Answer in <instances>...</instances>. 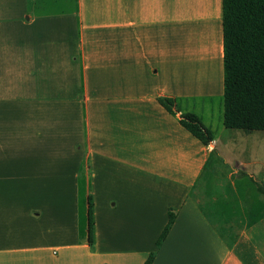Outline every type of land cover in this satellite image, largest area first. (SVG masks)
Here are the masks:
<instances>
[{"label": "crops", "instance_id": "crops-1", "mask_svg": "<svg viewBox=\"0 0 264 264\" xmlns=\"http://www.w3.org/2000/svg\"><path fill=\"white\" fill-rule=\"evenodd\" d=\"M38 4L0 0V264H143L151 253L152 264L249 253L264 264L246 234L254 179L264 201V132L216 131L199 113L222 104V0ZM186 113L211 131L208 145L180 125ZM206 177L238 199L244 187L238 223L218 214ZM79 179L92 247L87 222L78 231Z\"/></svg>", "mask_w": 264, "mask_h": 264}, {"label": "trees", "instance_id": "trees-1", "mask_svg": "<svg viewBox=\"0 0 264 264\" xmlns=\"http://www.w3.org/2000/svg\"><path fill=\"white\" fill-rule=\"evenodd\" d=\"M223 97L222 123L226 129L245 133L264 132V0H222ZM159 104L172 113L175 101L160 98ZM180 125L202 144L213 135L190 113L182 114ZM264 193V187L258 186ZM175 212L168 211L165 227L156 240L159 248L170 230ZM88 244L93 245L90 200L87 208ZM151 253L143 264H152Z\"/></svg>", "mask_w": 264, "mask_h": 264}, {"label": "rangeland", "instance_id": "rangeland-1", "mask_svg": "<svg viewBox=\"0 0 264 264\" xmlns=\"http://www.w3.org/2000/svg\"><path fill=\"white\" fill-rule=\"evenodd\" d=\"M73 0H44L41 3L39 0L38 9L39 11H44L45 13H58L69 11L73 7ZM200 117L204 123L207 125L211 124L216 131L221 128L222 122V104L217 101H213L210 104L203 106V110L200 112ZM202 123V122H201ZM218 129V130H217ZM229 131V130H228ZM221 175V174H220ZM211 177H206L202 180L201 183H206L207 186L210 183V187L208 188L210 192V198L216 200L215 206L218 209V214L220 215V209H222L221 214L226 216V220L229 223H238L240 218L244 217L243 210L241 206L246 209L249 205V197L244 196V187H241V191L239 192V199L235 197L233 194L227 193L229 190H226L227 187H224L225 180L223 178H217L211 180ZM260 179H254L253 182V192H252V203L254 206V212L252 213V220L254 225L252 228H246V234L252 235L254 237V242L251 244L253 250V246L256 247V253L258 254L259 260L264 262V201L261 199V196L258 194L255 188V183H259ZM218 183L221 184L218 186ZM79 192H78V231L79 236L82 235V231L85 228V224L87 222L86 215V199L84 196V182L79 179ZM221 187V188H218ZM207 188V187H206ZM206 188H203L205 190ZM220 191V192H219ZM224 191L225 193H222ZM263 198V197H262ZM264 199V198H263ZM240 201V203H239ZM241 209V210H240ZM242 211V213H241ZM243 222L246 223V220L243 219ZM244 229V228H243ZM62 253V252H61ZM255 258L253 253H249L246 257L240 258L242 264H251L252 260ZM75 261H80L75 259ZM85 263V262H84ZM65 264H70L69 260H66Z\"/></svg>", "mask_w": 264, "mask_h": 264}]
</instances>
